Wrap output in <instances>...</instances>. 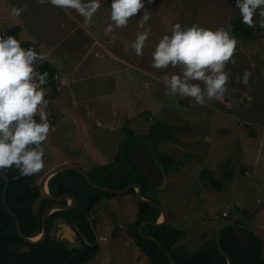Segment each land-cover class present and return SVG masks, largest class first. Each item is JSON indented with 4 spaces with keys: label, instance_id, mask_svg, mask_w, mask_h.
I'll return each instance as SVG.
<instances>
[{
    "label": "rangeland",
    "instance_id": "1",
    "mask_svg": "<svg viewBox=\"0 0 264 264\" xmlns=\"http://www.w3.org/2000/svg\"><path fill=\"white\" fill-rule=\"evenodd\" d=\"M100 2L101 8L85 24L73 9L40 5L38 0H0V30L7 33L21 26L20 39L39 43L58 70V95L50 82L44 88L47 100L63 116L43 145L45 167L36 174L37 184L64 159L78 161L86 171L100 163L109 165L122 153L119 145L127 146L131 140L125 129L134 131L132 140L138 143L149 142L144 135L150 132L175 139L159 147L179 164L168 175L169 187L161 192L166 191L162 206L169 212V224L186 233L180 244L190 250L201 248L215 237L224 212L237 224L264 227V34L256 41L232 35V21L240 16L237 0H144L151 16L144 28L138 27L142 10L127 27L106 35L105 28L112 23L111 0ZM25 5L27 10L19 17L12 16L13 7ZM262 19L254 17L259 23ZM176 23L184 28L223 27L237 40L236 63L226 68L230 78L223 100L200 106L192 98L165 94L162 77L180 74V69L153 68L152 53ZM149 26L143 55L137 56L132 43ZM245 70L251 73L247 86L237 82ZM185 130L195 134L193 142ZM134 148L148 159L145 145L133 146L132 154ZM153 166L141 164L160 184ZM204 170L220 186L209 185L202 178ZM162 193H156L159 202ZM128 195L108 198L91 211L98 217L93 221L95 234L106 239H100L101 250L88 264H150L126 232L137 210L135 197Z\"/></svg>",
    "mask_w": 264,
    "mask_h": 264
},
{
    "label": "trees",
    "instance_id": "2",
    "mask_svg": "<svg viewBox=\"0 0 264 264\" xmlns=\"http://www.w3.org/2000/svg\"><path fill=\"white\" fill-rule=\"evenodd\" d=\"M256 22V21H255ZM256 22L255 28H250L242 22V17H236L232 21V35L242 41H256L263 37L264 29ZM21 26H15L0 36L14 35L24 48H34L41 53L40 44L32 41H22ZM43 73L47 71L48 82L58 95L56 75L57 68L46 59L38 68ZM54 95V96H56ZM53 97V96H51ZM49 99V96L45 97ZM39 123V117H36ZM154 127V125H153ZM128 132L129 144L121 146L122 152L118 158L109 165H100L90 171L95 184L108 187L113 190H122L132 184L142 186V194L145 198L152 199L155 204L161 205L155 199L154 193L159 190L163 180L162 165L168 174L178 167V162L159 147L170 141V137L157 138L152 133L144 136L149 142H134V131ZM162 130H167L162 128ZM170 130V129H169ZM144 143V144H143ZM145 145L148 156L153 161L155 169L160 173V184H155L133 157L131 148L135 145ZM154 155L156 159H154ZM9 179L10 184L6 193V202L11 212L22 225L23 232L28 237H35L43 230V214L53 203L42 196L40 186L37 184V175L22 176L15 166L6 170H0ZM202 178L211 186H220L210 171L204 170ZM6 186L5 178L0 174V264H88L99 251L100 244L95 245L96 234L90 220L91 211L105 198L115 195L97 190L90 186L86 179L76 172H65L52 177L48 186L51 195H70L77 199L78 205L70 211H56L48 219V225L57 218H65L72 226H78L86 235L91 244H85L83 248L72 249L66 243L51 236L48 232L47 239L40 245H27L18 235L16 222L8 212L3 195ZM136 199V189L128 193ZM67 204V201L64 202ZM136 220L126 227V232L135 242L141 252L149 258L150 264H170L167 255L160 247L147 239L139 232L144 222L157 223L161 218V211L147 203L138 202ZM37 206L38 209H37ZM37 210V211H36ZM238 224H242L238 222ZM145 235L154 237L175 258L176 264H228L225 256L220 252L216 238L208 240L201 248L190 250L180 242L186 237V233L168 223L161 226L149 225L143 230ZM221 242L223 249L230 255L233 264H264L262 259V240L254 233L240 230L232 226L222 231ZM22 251V248H25ZM19 248V249H18Z\"/></svg>",
    "mask_w": 264,
    "mask_h": 264
},
{
    "label": "clouds",
    "instance_id": "3",
    "mask_svg": "<svg viewBox=\"0 0 264 264\" xmlns=\"http://www.w3.org/2000/svg\"><path fill=\"white\" fill-rule=\"evenodd\" d=\"M38 3L73 9L84 18L85 24L101 8L100 0H38ZM236 7L242 22L250 28L256 27V15L264 18V0H237ZM110 9L112 23L105 28L106 35L127 27L130 19L142 10L144 14L138 27L144 28L151 19L144 0H111ZM26 10L27 5L13 7L11 14L19 17ZM259 27L264 29V19ZM150 33V26L138 32L132 43L137 56L143 55ZM236 50L237 40L223 27L216 30L198 25L184 28L176 23L171 35H164L156 45L152 67L157 70L179 68L180 74L162 77L165 94L192 98L197 105L205 106L206 101L223 100L227 93L230 73L226 68L229 63L235 65ZM46 59V55L34 48H24L14 35L0 36V170L15 166L22 176L28 177L45 167L43 145L53 127L45 111L48 101L44 86L49 73L37 69ZM250 76L245 70L242 80L237 78V82L247 86Z\"/></svg>",
    "mask_w": 264,
    "mask_h": 264
},
{
    "label": "water",
    "instance_id": "4",
    "mask_svg": "<svg viewBox=\"0 0 264 264\" xmlns=\"http://www.w3.org/2000/svg\"><path fill=\"white\" fill-rule=\"evenodd\" d=\"M154 159H156V156L154 155ZM160 168L163 172V179H164V183L165 186L168 185V175L166 173L165 168L160 165ZM65 172H76L81 174L86 181L88 182V184L90 186H92L93 188L103 191V192H107L113 195H121V194H128L131 190L136 189V199L138 202H142V203H147L150 206L158 209L161 211V218L159 219V221L157 223H152V222H144L142 223L141 227L139 228V232L140 234L147 240L152 241L154 243H156L160 249L167 255L170 264H176L175 258L173 257V255L168 252L154 237L145 235L143 233V230L146 226L149 225H154V226H161L164 225L166 223H168L169 219H170V215L169 212L162 206V205H157L154 203V201L152 199L149 198H145L142 194V186L138 185V184H132L130 185L128 188L122 189V190H113L110 189L108 187H104V186H100L94 183L91 175L89 172L85 171L84 169H82L80 166L75 165V164H70V163H66V164H61L58 165L57 167L53 168L52 170H50L48 173H46L39 186H40V190L42 193V196L44 198H46L48 201H51L53 203V205H51L48 209H46V211L43 214V218H42V224H43V230L40 233V235L36 236V237H28L24 234L23 229H22V225L20 223V221L17 219V217L11 212V210L9 209L7 202H6V193L7 190L9 188V184L10 181L9 179L6 177V175L3 172H0V174L5 178L6 181V186H5V190H4V203L5 206L8 210V212L12 215L13 219L16 222V227H17V232L19 237L27 244V245H40L42 244L48 237V219L49 217L56 211H69V210H73L74 208L77 207L78 202L77 199L70 196V195H61V196H53L50 193V190L48 188V183L49 180L59 174L65 173ZM161 188V187H160ZM159 188V189H160ZM164 188V187H162ZM71 201V204H63L61 203L62 201ZM228 226H232L235 227L237 229L240 230H247L250 231L254 234H256L263 242V248H262V259L264 261V227L262 226H248V225H243V224H237L236 222H234L233 220L230 219H224L222 221H220L216 227V232H215V238L217 241V245L218 248L220 250V252L225 256V258L227 259L228 264H233L232 263V259L230 257V255L223 249L222 247V242H221V235H222V231L228 227ZM72 227V226H71ZM70 229L75 232L76 227H72ZM66 228H69L68 225H66ZM77 230L79 231V229L77 228ZM80 232V231H79ZM76 234V233H75ZM77 236V234H76ZM38 238V239H37ZM100 237L97 236V240L96 243L97 244L99 242ZM90 244V243H89Z\"/></svg>",
    "mask_w": 264,
    "mask_h": 264
},
{
    "label": "crops",
    "instance_id": "5",
    "mask_svg": "<svg viewBox=\"0 0 264 264\" xmlns=\"http://www.w3.org/2000/svg\"><path fill=\"white\" fill-rule=\"evenodd\" d=\"M42 53V52H41ZM74 71H76V68H75V70ZM62 82L63 83H66V80H64V79H62ZM63 83H62V86H65V85H63ZM62 88V87H61ZM60 88V89H61ZM61 95V94H60ZM48 101V107H47V109H45V111H47V113H48V116H49V121H50V123L52 124V126H54V125H56V124H59V120H60V118L63 116L61 113H60V110L57 108V107H55L51 102H49V100H47ZM39 117V116H38ZM53 128V127H52ZM121 128V127H120ZM122 129V128H121ZM190 130V129H189ZM189 130H185V134H187V137H188V140L189 141H192V140H194V133H190L189 132ZM125 131V130H124ZM123 132V131H122ZM183 133H184V131H182ZM181 132V133H182ZM175 139L173 138V139H171L169 142H167V143H165V144H168V143H170V142H173ZM189 141H186V143L187 142H189ZM193 142V141H192ZM121 146V144L119 145V147ZM118 147V148H119ZM141 150V149H140ZM144 150V149H143ZM141 152V151H140ZM144 152H145V154H147L146 156H147V158L148 159H146L145 158V163L146 164H148V165H151L152 164V166H153V161L150 159V157L148 156V152H147V150H144ZM145 157V156H144ZM149 160V161H148ZM102 161V160H101ZM113 161H114V159H113ZM113 161H111L110 163H112ZM83 162H86L85 160H83ZM66 163H70V164H75V165H78V166H80L81 167V163H79L78 161H74V160H71V159H64V160H62V161H60V162H57L55 165H53L52 166V168H50L48 171H50L51 169H53V167L55 168V167H57L58 165H61V164H66ZM109 163V164H110ZM97 165H104L103 163H100V164H97ZM105 165H108V164H105ZM97 167V166H96ZM154 167V166H153ZM178 167H179V165H178ZM178 167H176V168H178ZM82 168V167H81ZM95 168V167H94ZM93 168V169H94ZM83 169V168H82ZM86 168H84V170H85ZM155 169V168H154ZM156 171H157V169H155ZM173 171H176V169H172ZM47 171V172H48ZM86 171V170H85ZM184 171H186V170H184ZM46 172V173H47ZM87 172H90V170H87ZM187 172V171H186ZM183 173V172H182ZM168 175L169 176H171L170 175V172L168 173ZM169 179H170V177H169ZM168 182H171V179L168 181ZM163 187V186H162ZM160 188L159 190H157L155 193H154V197H155V199H157V197H156V193L158 194V192L160 191V193H162L161 191H163V190H165V189H167L168 187H167V185L164 187V188ZM167 187V188H166ZM48 188H49V186H48ZM164 193H166V191L164 192ZM164 193H162V194H164ZM165 195L166 194H164V196L162 195V200H161V205H164V201H165V199H166V197H165ZM128 196H130V195H128ZM108 198H105V199H103L101 202H104V201H106ZM66 201V200H65ZM100 202V203H101ZM100 203L98 204V206L100 205ZM68 204L70 205L71 204V201H68ZM97 206V207H98ZM170 209H172V208H170ZM135 211V210H134ZM136 217H137V210H136V216H135V219H136ZM98 217H97V215H94V214H90V220H92L91 222L92 223H94L93 221H96L95 219H97ZM225 218H223V216L221 217V220H219V222L220 221H222V220H224ZM229 219V218H228ZM170 220V219H169ZM218 222V223H219ZM218 225V224H217ZM262 225V224H261ZM260 225V226H261ZM72 225H69L68 227L69 228H66V227H63V230H64V234H65V236H64V238L66 239V241L67 242H71V243H73L74 242V239L77 237L76 236V234H75V232H73L71 229H70V227H71ZM73 227V226H72ZM71 227V228H72ZM262 227H263V225H262ZM101 240L102 239H106V238H100ZM100 239H99V241H100ZM185 239V238H184ZM183 239V240H184ZM97 244H99V242L97 243ZM97 244H95V245H97ZM188 246V245H187ZM189 247V246H188ZM191 248V247H190ZM100 250H101V247H100ZM100 252V251H99ZM99 254V253H98Z\"/></svg>",
    "mask_w": 264,
    "mask_h": 264
},
{
    "label": "flooded vegetation",
    "instance_id": "6",
    "mask_svg": "<svg viewBox=\"0 0 264 264\" xmlns=\"http://www.w3.org/2000/svg\"><path fill=\"white\" fill-rule=\"evenodd\" d=\"M133 157H134V159L138 157V162L137 163L138 164L140 163L139 164L140 167H141V164H145L144 154L142 152L137 151V149H135V148L133 150ZM162 182H164V179L162 180ZM64 202L65 201H62L61 203L64 204ZM67 204H68V201H67ZM66 225L69 226L71 224H69L68 221L65 218H61V217L60 218H57V219L51 221V223L48 225V228H49L48 229V232L50 231L51 236H53V238L59 240L60 242L66 243L72 249L83 248L85 244H89V243L91 244V242L88 240V238L86 237V235L83 233V231L78 226H73V227H76L75 232L77 233V237L74 239V242L73 243L67 242L66 239L64 238L65 234H64V230H63V227H66ZM77 228L79 229L80 232L77 230ZM97 236H96V239L95 240H97ZM95 243H96V241H95ZM22 249H24V248H22Z\"/></svg>",
    "mask_w": 264,
    "mask_h": 264
},
{
    "label": "built area",
    "instance_id": "7",
    "mask_svg": "<svg viewBox=\"0 0 264 264\" xmlns=\"http://www.w3.org/2000/svg\"><path fill=\"white\" fill-rule=\"evenodd\" d=\"M228 217H229L228 213H227V212H224V213H223V218L226 219V218H228Z\"/></svg>",
    "mask_w": 264,
    "mask_h": 264
},
{
    "label": "bare ground",
    "instance_id": "8",
    "mask_svg": "<svg viewBox=\"0 0 264 264\" xmlns=\"http://www.w3.org/2000/svg\"><path fill=\"white\" fill-rule=\"evenodd\" d=\"M38 239V238H37Z\"/></svg>",
    "mask_w": 264,
    "mask_h": 264
}]
</instances>
